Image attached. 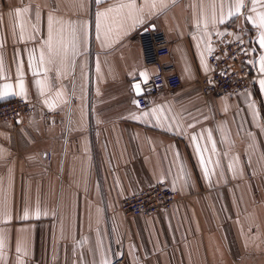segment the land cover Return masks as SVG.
<instances>
[{"label":"crops","instance_id":"obj_1","mask_svg":"<svg viewBox=\"0 0 264 264\" xmlns=\"http://www.w3.org/2000/svg\"><path fill=\"white\" fill-rule=\"evenodd\" d=\"M151 2L135 0L143 8L135 19L113 14L98 31L97 13L117 0H0V103L35 107L0 124V264H264V30L249 20L264 14V0H244L239 13L235 0ZM49 15L61 21L51 63ZM230 24L250 33L256 83L205 98L198 81L211 73L210 41ZM146 27L166 34V62L183 86L139 109L141 73L148 82L155 72L138 44ZM52 112L59 121L48 123ZM161 182L180 195L172 209L123 216L127 197Z\"/></svg>","mask_w":264,"mask_h":264},{"label":"built area","instance_id":"obj_2","mask_svg":"<svg viewBox=\"0 0 264 264\" xmlns=\"http://www.w3.org/2000/svg\"><path fill=\"white\" fill-rule=\"evenodd\" d=\"M137 39L144 64L155 69L137 99V107L146 109L153 97L174 93L182 88L183 82L174 72L175 67L166 62L171 55V44L163 31L146 27L138 31ZM208 59L211 73L199 80L205 98L244 93L256 83L250 33L237 24L228 25L223 34L211 39ZM34 112V104L25 99L2 102L0 124L29 118ZM46 120L48 123L58 122L59 115L48 113ZM248 173L252 177L250 170ZM180 199L179 193L168 183L161 182L127 197L122 202L121 212L128 220L153 216L172 209ZM123 260L121 258L114 264H123Z\"/></svg>","mask_w":264,"mask_h":264},{"label":"snow or ice","instance_id":"obj_3","mask_svg":"<svg viewBox=\"0 0 264 264\" xmlns=\"http://www.w3.org/2000/svg\"><path fill=\"white\" fill-rule=\"evenodd\" d=\"M97 2H99V0H97ZM146 3H148V0H145ZM161 6H165L164 5V0H159ZM262 0H252L253 5L257 4V3H261ZM81 7H83V4H80ZM148 6L150 8H155L156 6V0H152V2L150 4H148ZM244 7V0H235V12L239 13L241 11V9ZM30 11V8L25 6L21 9H16L14 14L15 16L19 19L21 17H23L25 14H28ZM252 11L255 12L256 9L255 7L252 8ZM143 12V8H137L136 4H135V0H128V2H124V0H117V3L108 7L105 11L103 12H98L97 13V29L99 31V29L101 28V23L102 21H107L109 18L113 17V14L119 15L121 18H128V19H135L136 15L138 13ZM229 15H233L232 11H229ZM35 19L38 22L40 19V15L39 12L37 11L35 14ZM250 22L256 26L258 29H262L264 30V14H257V16L255 18H249ZM142 23V20L140 21ZM221 22H223V17H221ZM61 21L55 19L52 15H49L47 17V27H48V41L46 42V47L48 49V62L51 63L52 62V54H53V45H52V39H53V29H54V25L56 24H60ZM37 28V25L34 24L33 25V29L35 30ZM81 29L83 31V39L86 40L87 37V30H86V25H81ZM23 31H24V26L23 24H21V36L20 39L23 40L24 39V35H23ZM75 28L73 27V48L75 49L76 44L75 41L77 39V37L75 36ZM107 36V33H106ZM259 45L261 47V49H264V31L260 32V36H259ZM56 54H60V49L56 50ZM66 54V53H65ZM75 54V53H74ZM40 63L44 64L45 63V54L42 51L40 54ZM260 67H259V71L261 73H264V56L260 57ZM141 76L144 79V82H147V74L146 73H141ZM39 84V82H38ZM259 85L261 89H264V79H260L259 80ZM5 94H7V91L11 88V85H5ZM19 88H20V92L21 94H23L25 92L24 89V84L22 82V75H21V82L19 84ZM41 88H43V86H41ZM133 89L135 91V93L137 95H139L141 93V86L139 83L134 84L133 85ZM47 103V101H46ZM161 110L160 109H153L152 111V115L156 116L157 119H159V112ZM149 115V113L145 112L143 113V116L147 117ZM134 119H138V117H133ZM196 138L193 137V140H195ZM208 139H211V134L209 133ZM199 147L197 146V151L199 152ZM25 217H27L28 213L27 211L25 212ZM37 215H39V213L37 212ZM5 247V239L2 235H0V250H2ZM17 252H20L21 249L20 247H17L16 249ZM25 254L26 250H25Z\"/></svg>","mask_w":264,"mask_h":264},{"label":"rangeland","instance_id":"obj_4","mask_svg":"<svg viewBox=\"0 0 264 264\" xmlns=\"http://www.w3.org/2000/svg\"><path fill=\"white\" fill-rule=\"evenodd\" d=\"M199 82V81H198ZM199 86L201 87V85L199 84ZM201 91H202V89H201Z\"/></svg>","mask_w":264,"mask_h":264}]
</instances>
